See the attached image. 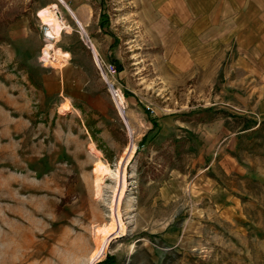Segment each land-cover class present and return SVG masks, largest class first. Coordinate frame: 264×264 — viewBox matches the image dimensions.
Here are the masks:
<instances>
[{
    "label": "rangeland",
    "instance_id": "obj_1",
    "mask_svg": "<svg viewBox=\"0 0 264 264\" xmlns=\"http://www.w3.org/2000/svg\"><path fill=\"white\" fill-rule=\"evenodd\" d=\"M59 4L70 29L56 48L85 66L89 96L82 106L74 98L64 111L49 80L60 65L43 59L41 71L0 58V96L23 92L32 110L0 113V264H102L109 256L114 264H264L262 108L225 99L223 78L213 70L196 69L169 86L160 49L139 21L147 0H96L85 34ZM44 5L0 0V35L27 14L42 35L44 56L51 43L39 18ZM112 59L122 63L121 74L112 71ZM111 85L125 107L116 104ZM144 108L158 128L139 150L153 128ZM91 117L109 160L86 128ZM100 160L112 173L98 190ZM103 246L101 260L90 262Z\"/></svg>",
    "mask_w": 264,
    "mask_h": 264
},
{
    "label": "crops",
    "instance_id": "obj_2",
    "mask_svg": "<svg viewBox=\"0 0 264 264\" xmlns=\"http://www.w3.org/2000/svg\"><path fill=\"white\" fill-rule=\"evenodd\" d=\"M42 1L44 6L56 5L58 9L61 2L86 28L95 18L96 0ZM138 15L150 44L160 49L158 65L169 86L176 87L178 78L190 77L196 69L213 70L212 76L223 78L221 94L225 99L253 100L264 116V0H147L146 8ZM36 27L27 14L11 24L0 46V58L5 64L47 70L41 64L43 38ZM67 64L49 79L57 85L54 92L60 97L61 109L67 100L72 109L74 98H79L82 106L89 96L83 90L85 66ZM14 89L23 90L18 84ZM24 95L20 92L19 98L0 96V113L4 107L22 115L31 113V104Z\"/></svg>",
    "mask_w": 264,
    "mask_h": 264
},
{
    "label": "bare ground",
    "instance_id": "obj_3",
    "mask_svg": "<svg viewBox=\"0 0 264 264\" xmlns=\"http://www.w3.org/2000/svg\"><path fill=\"white\" fill-rule=\"evenodd\" d=\"M39 18L41 19L44 26H49L50 34L54 36L56 39L55 43L51 42L47 45V50L44 52V61L47 63H51V65H60V69H64L66 64L70 59V55L67 53L62 52L61 50L56 48V43H58L61 39L62 33L65 30H69L70 26H68L62 17L59 15V9L56 5L49 6L39 11ZM76 18V17H74ZM79 26L84 30L85 34V26L79 22ZM95 48V47H94ZM58 68V69H59ZM116 104L120 107H125V97L122 93L116 92L114 95ZM64 111H69L71 109V105L69 102H66L62 108ZM123 110V109H122ZM127 119V117H126ZM128 120V119H127ZM133 150V149H132ZM96 173L98 174L97 177V188L98 190L101 189V184L103 183L104 178L111 174L112 171L108 164L104 163L103 161H99L96 166ZM125 185V184H124ZM124 190V189H123ZM121 194H123L121 192ZM120 194V195H121ZM107 247V246H106ZM106 247H98L95 252L92 253L90 257V262H95L101 260L102 256L106 252Z\"/></svg>",
    "mask_w": 264,
    "mask_h": 264
},
{
    "label": "trees",
    "instance_id": "obj_4",
    "mask_svg": "<svg viewBox=\"0 0 264 264\" xmlns=\"http://www.w3.org/2000/svg\"><path fill=\"white\" fill-rule=\"evenodd\" d=\"M107 20H102L101 21V29L105 28V22ZM12 21H9L6 26L11 23ZM106 32L111 36L114 37V33L110 32L109 30H106ZM5 41V38L3 36L0 35V44L3 43ZM114 45H111V49H113ZM111 64L113 66H115V70L117 72V74H121L124 69H123V65L121 62H119L117 59H112L111 60ZM132 95L130 93L126 94V97L129 98ZM145 112L147 113V115L149 116V119L151 121V123L153 124V128L142 138V140L139 143V150L147 143V141L149 140V136L154 132V130L156 128H158V118L154 117L153 114L151 113V110L144 108ZM97 125V121L94 120L92 117L90 118L89 122H87L86 128L88 130V132L90 133L92 139L94 140V142L97 144V147L99 148L100 151H102L106 156H107V160H109L110 158H108L109 156V150H107L105 148V145L103 144V140L99 137L100 131L96 128ZM68 202V199H62L61 202L58 204L57 206V211H61L64 207V205ZM102 264H114V259L112 256H109L105 261L101 262Z\"/></svg>",
    "mask_w": 264,
    "mask_h": 264
},
{
    "label": "built area",
    "instance_id": "obj_5",
    "mask_svg": "<svg viewBox=\"0 0 264 264\" xmlns=\"http://www.w3.org/2000/svg\"><path fill=\"white\" fill-rule=\"evenodd\" d=\"M59 15H60V13H59ZM60 16H61V15H60ZM44 37H45V40H46L47 42H55V41H56V39L54 38V36H52V35L50 34L49 26H46V27L44 28ZM45 65H46V64H45ZM112 71H114V73H115V69L112 70ZM112 93H113L114 95H116V90L114 89V87H113V89H112Z\"/></svg>",
    "mask_w": 264,
    "mask_h": 264
},
{
    "label": "water",
    "instance_id": "obj_6",
    "mask_svg": "<svg viewBox=\"0 0 264 264\" xmlns=\"http://www.w3.org/2000/svg\"><path fill=\"white\" fill-rule=\"evenodd\" d=\"M75 19H76V18H75ZM76 20H77V19H76ZM77 23H79V21H78V20H77ZM113 87H114V86H113V85H111V89H113ZM124 118H125V117H124Z\"/></svg>",
    "mask_w": 264,
    "mask_h": 264
}]
</instances>
